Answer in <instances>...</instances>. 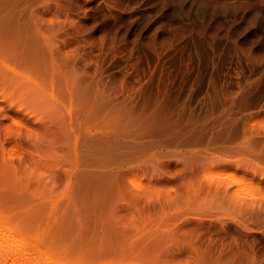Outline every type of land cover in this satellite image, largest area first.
<instances>
[{
    "label": "rangeland",
    "instance_id": "374dc122",
    "mask_svg": "<svg viewBox=\"0 0 264 264\" xmlns=\"http://www.w3.org/2000/svg\"><path fill=\"white\" fill-rule=\"evenodd\" d=\"M17 1L49 67L0 34V198L101 228L84 264H264V0Z\"/></svg>",
    "mask_w": 264,
    "mask_h": 264
},
{
    "label": "bare ground",
    "instance_id": "6f19581e",
    "mask_svg": "<svg viewBox=\"0 0 264 264\" xmlns=\"http://www.w3.org/2000/svg\"><path fill=\"white\" fill-rule=\"evenodd\" d=\"M25 1H27V4H31V2L34 3V0ZM0 5V8L2 7V9H0V34L9 38L8 40H11L12 45L16 44L15 47H17V44H19L18 47L21 46V48H16L17 51L19 49V51L21 52L20 53L18 51L17 54L20 53L21 55L23 52L24 55H22V59L25 60L26 57L27 59L29 58L28 60H26L31 63L30 65L32 67L38 70H47V67H49V63L47 61V54L45 53L46 49L44 50L45 42L43 37H41L42 39L40 38V35H42L41 30L44 31L43 25L39 24V22H36L32 14L30 16L28 14H26V16H23L22 10H16V6L18 5V1L16 2V0H5L4 2H0ZM37 25H40L39 27H41L42 25V27L39 28ZM223 25L225 24L223 23ZM228 25H231V22L230 24L228 22ZM232 25L235 26L234 23ZM39 32H41V34H39ZM261 39L263 40L264 37ZM254 40L256 41L257 39ZM260 45L262 46L261 43ZM45 56L48 65L45 64V59V63L43 62V58ZM61 59L62 58L60 56L61 62L62 60L64 61V63L67 61H65V58L62 60ZM263 60L264 59L261 60L262 64L264 63ZM58 61L59 60L56 61L57 66L59 63ZM56 64L54 65L56 66ZM65 64L63 65L62 62L63 66H65ZM258 70L263 71L264 69L262 68ZM259 81H261V79ZM221 116L222 115L219 116L220 118H217V121L215 120L216 122L212 125V129L210 128L212 131L210 130L211 135L209 138L214 141L223 139L227 142L228 138L233 134L236 128L235 123L237 118L233 115L230 116V114H225L224 116H227L225 118ZM153 123L154 119L149 118L147 122L145 121V123H143L141 120V122L137 124L145 125V133L150 134L156 132L157 130L153 126ZM115 126H117V124ZM120 126H122V128ZM120 126H118L119 130L115 131V134L113 132L114 130H112L114 135H111V137L108 135L109 137L105 138V140H102L104 138L96 139L94 145H92L95 147L94 150H96V152L98 153L103 152L108 144H122L124 141H126V139L129 140L131 137L134 138V140L132 141L135 142L139 134L138 132L134 133L135 130L137 131V128H133L134 130H132V133L134 134H131L126 131L127 129L123 128L125 126ZM118 128L116 127V129ZM128 130H130V128ZM190 131H192V129ZM124 145L125 144H122V146ZM3 204H8L9 208L7 210H2L1 206ZM69 205L71 206V204ZM69 205L67 204V206L65 207H68ZM61 209H63V207H61ZM66 209L67 208H65V210ZM45 213L46 212H44L41 206H39L38 204H33L26 197H20L14 200L13 198L12 200H0V264H84L80 259V254L82 253L81 251H90L92 249L96 251L95 248H100V246H102L101 244L98 247L94 246V237L96 234H98V232H100L101 228L93 230L92 234H88L86 230H84L85 232L83 231L84 233H80V231L77 230L76 231L78 233L74 231L75 228H73V225L71 224L72 222L69 224L67 223V226L63 224L64 222H61L63 225L55 223L57 224L56 227L54 223V225L49 224L52 226L51 227L47 225L48 223H46L43 219ZM47 217L50 218V215H47ZM48 218H46V220ZM64 238H71V243L69 247L64 250V254L61 255L59 252L54 251L56 248H60L56 247L57 245L55 244L57 243L56 241ZM43 241L44 245L42 244ZM97 261L101 263V260Z\"/></svg>",
    "mask_w": 264,
    "mask_h": 264
}]
</instances>
